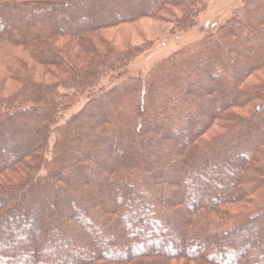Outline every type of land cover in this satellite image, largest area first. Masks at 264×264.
Masks as SVG:
<instances>
[{
    "label": "trees",
    "instance_id": "1",
    "mask_svg": "<svg viewBox=\"0 0 264 264\" xmlns=\"http://www.w3.org/2000/svg\"><path fill=\"white\" fill-rule=\"evenodd\" d=\"M203 7L204 0H0V10L15 13L7 29V16L0 20V43L19 50L0 57V231L17 225L10 214L20 206H26L22 220L28 227L42 221L40 206L48 201L79 214V223H90L96 233L84 242L85 233L65 222L69 237L49 233L44 260L30 257L28 263L23 255L35 254L36 246L28 250L25 240L15 245L10 237L3 245L13 264H122L119 258L123 264H264V232L258 235L264 230V0H243L215 32L145 74L91 93L103 76L124 71L139 53L112 45L104 32L172 15L170 9L179 11L172 19L186 29ZM4 84L13 91L3 94ZM86 93L92 96L68 113ZM216 122L223 131L204 140ZM158 127L180 149L160 146ZM140 139L152 144L151 152ZM183 147L188 151L179 158ZM182 159L189 161L187 170ZM152 161L160 163L157 175L165 183L155 181ZM208 169L205 188L197 179ZM233 175L238 179L229 183ZM127 186L129 194L121 191ZM254 193L261 194L260 203L239 216L216 223L204 216H225L223 205ZM133 195L140 204H132ZM136 218L131 231L138 239L157 235L145 228L153 221L176 232L184 251L171 253L170 243L165 252L154 250L169 239L160 235L157 244L143 241L144 251H134L125 239L111 243L120 238L117 227L129 228ZM48 219L55 225L62 215ZM105 234L115 248L112 263L93 243Z\"/></svg>",
    "mask_w": 264,
    "mask_h": 264
},
{
    "label": "rangeland",
    "instance_id": "2",
    "mask_svg": "<svg viewBox=\"0 0 264 264\" xmlns=\"http://www.w3.org/2000/svg\"><path fill=\"white\" fill-rule=\"evenodd\" d=\"M11 1H15L18 2L19 4L24 3V2H30V1H34V0H11ZM243 0H204V7L201 9V11L196 15L195 19L193 20L192 25L189 28L186 29H180L174 22L175 19H172V17H179L180 13L177 9H170V12L172 15H167V14H162L158 17V19L156 20H149V19H141L140 21L134 23V24H130V25H124L121 26L117 29H111V30H107L106 32H104V37L108 40L111 41L112 45H116L118 48L124 49L128 46L133 47V49L138 50V55L130 62V64L128 65V67L124 70V71H119V72H112V73H107L105 76H103V78L100 79L97 87L95 88V90L91 91V93L93 94H100L101 92H103L104 90L108 89L109 87H111L112 85H119L121 83H123V81L127 80V78H131V77H137L140 75V73L145 74L155 63L159 62L160 60L166 58L168 55H170L171 53L193 45L194 43L198 42L199 40H201L202 38H204L207 34L215 32L220 26L223 25V23H225V21L232 15V12L235 11L237 8H239L242 4ZM1 11V16H0V20H3V17L7 16L5 21L3 22V26L5 27V29L8 28L9 23H12L13 20V15L15 14L13 11L10 10V8L7 10L2 9ZM6 13V15L4 14ZM9 15V16H8ZM41 15H46L45 14H41ZM11 21V22H10ZM14 24V23H13ZM12 24V25H13ZM2 30H4V28L2 27V24H0V33H2ZM20 49V48H19ZM19 52V50L15 47H12L10 45H2V43H0V57L3 60H6L5 58H7L6 56L11 52V54L16 55L14 52ZM2 59H0V75L2 74ZM208 80V79H207ZM5 85V89L2 91L3 94L12 92L13 89L8 88V85ZM0 88L2 89V82H0ZM196 89H193L192 91H195ZM77 91V90H76ZM91 93H86L84 94V96H77L76 97V105H78V107H74L71 108L70 110H68L67 112L72 114L73 112H75L77 110V108H80L82 103L84 102V100H86L88 97V95H90ZM77 95V94H76ZM92 96V95H90ZM111 98V101H115V97L111 96L108 97ZM107 101V100H106ZM103 104V103H102ZM105 106L106 110L109 111L110 114H114L113 112H116L114 109L108 108V106H106V104L102 105ZM249 111V110H248ZM163 127V126H162ZM162 127H158L157 128V134H159V140H158V144L160 146H166L168 148L174 147V148H178L180 149V145H177L176 143H172V137L171 135L167 134L164 128ZM223 128L221 127V123H214V125L211 127V129L204 135L203 139L204 140H209L211 138V136L217 135L219 133H221L223 130ZM54 131V130H53ZM140 142L143 143L145 150L147 153L151 152V148L149 147V145L151 146L152 144H147L145 143V140H141ZM1 146V145H0ZM139 150L143 149V146H138ZM4 148V140H2V147ZM183 153L180 154L179 158H182L184 154H186L188 151V148L185 149V147H183ZM152 160V159H151ZM182 163L184 166V170H187L190 167L189 161L186 159H182ZM244 165H247L248 163L246 162L245 159H243ZM240 162H233V165H238ZM247 163V164H246ZM250 164V163H249ZM248 164V165H249ZM247 165V166H248ZM152 166V173L154 175V179L156 182H158V184L160 183H165L166 180H164L162 178V176H158L157 172L160 169V163H151ZM248 168V167H247ZM249 169V168H248ZM73 170V169H72ZM215 169H213L212 171H214ZM75 173V171H73ZM246 172V170H245ZM180 174V171L177 172V174ZM244 172H240L238 173V175H243ZM181 175V174H180ZM202 178H198L197 181L199 184H201V186L203 187H208L210 185V181H211V171L208 169L206 172H204L202 174ZM238 175L237 176H232L231 178H229L228 182L231 183L233 181H235L236 179H238ZM173 184V183H172ZM91 188V187H89ZM90 190V189H89ZM92 190V189H91ZM124 193L129 194L131 192L130 187L128 188V186L124 189L122 188L121 190ZM134 194V193H133ZM206 197H211V191H207L205 193ZM132 195V194H131ZM260 195V196H259ZM29 196V195H28ZM262 198L261 194L258 193H254L253 195H249L247 197L244 198V201H237V202H230V204H226L223 205L225 206L224 208V212L227 213V215H221L218 217L214 216L213 213H209L207 215V219L209 218L212 223H216V222H224L223 219L225 217L227 218H232V217H236L241 215L244 212H247L250 209H253L254 206H256L257 204L260 203V199ZM141 199L140 197H135L133 195V197L131 198V202L132 204H136V203H141L140 202ZM28 200L26 199V201H24L22 203L23 204H27ZM129 205V204H128ZM24 208H26V206H20V208L13 212V214H10V218H12V221L19 219V222L16 223L17 225H3L2 226V230L0 231V264H5L6 262H11V258L10 255H12V252L10 249H8V247L6 245L3 244H7L6 240L8 238H12L14 240L13 244H18L19 242H17L18 240H25L28 245L26 246V249H31L32 247L36 246V252L35 254H33L32 252H29V254L23 255L24 259L23 263H28V258L33 257L36 258L37 261H42L44 260V254L46 256L45 251L42 249L43 248V242H47L48 240V234L51 232H54V234L56 235V237H58L57 239H65V237H69L68 233H66L67 229L65 230L63 227L65 226L64 223L65 222H69L72 225H74L75 227H77L80 232H82L85 236V238L83 239L84 242H89V240H92V234L95 235V231L94 228L91 227L90 223L86 224H81L80 222V215L76 214V213H70L68 211H65V208L63 206H57V204H53L50 202H46L45 206H40L41 210L44 211L45 217H43L42 221L39 220L37 222L34 221V225L30 224L31 226L28 227L25 221L22 220L23 215H24ZM4 211V210H3ZM2 209L0 210V217L3 215ZM37 214V211H35ZM61 213L62 215V219L58 220L55 222V225H51L50 224V220L48 219L52 214L54 213ZM131 212V211H130ZM83 213L82 209H81V214ZM30 215V214H28ZM216 215V214H215ZM45 218V219H44ZM226 218V219H227ZM139 219V217H138ZM138 219L136 218L129 226V228H123V227H117V232L120 233V238H115V240H111V243H113L115 246L119 245V243L121 242L122 239L128 240L130 243L132 242L131 245V249H133L134 251H144L145 250V246L143 245V241H153V243L157 244V240L159 239V241L161 240L158 235L160 236H165V237H169V239L167 240H161V243L158 245L154 246V250L159 251V253L165 252V247L163 246L165 243H170L171 244V248H170V252L174 253V252H181L184 251L180 245L178 246V244L180 243L179 237L177 235L176 232H172L171 234H169L167 232V230L165 229L164 226H157L153 221H150L148 226L145 227L146 230H149L151 228V230L153 229H157L158 233L157 235H152L150 232H146L145 233V237L142 239H138L137 237V233H135L134 231H131V229H135V227H137V221ZM225 219V220H226ZM13 221V222H14ZM201 221V220H200ZM83 223V222H82ZM137 225V226H136ZM16 226H18L16 228ZM33 226V227H32ZM87 227L86 230L83 232V227ZM123 228V229H122ZM141 227L138 228V230ZM15 229V231H14ZM264 230H260V236L263 235ZM259 233V232H258ZM106 234L104 236H102L101 238H98L96 240H93V243L96 246H102V250H101V255L102 258H109L111 257V259L109 261H111V263L113 261H115L117 259V257H115L113 254L115 251V248H111L109 245L110 244H106L105 239H106ZM190 239V237H189ZM17 240V241H16ZM185 242V241H184ZM181 243L184 245H186L185 243ZM134 244V245H133ZM241 246L244 245V247H248V244H243L241 243ZM71 245V244H70ZM194 245V244H193ZM6 247V248H4ZM194 247V248H193ZM192 247V249H197L199 247V245H194ZM6 251V252H5ZM63 253V252H62ZM235 256H237L239 254V250L236 249L234 251ZM3 258H2V257ZM44 257V258H43ZM121 261V263H125L126 260H124L125 258H119ZM225 260H229L227 258L224 259ZM12 264L14 263L13 261L11 262Z\"/></svg>",
    "mask_w": 264,
    "mask_h": 264
}]
</instances>
